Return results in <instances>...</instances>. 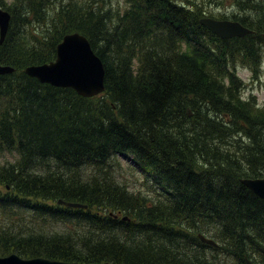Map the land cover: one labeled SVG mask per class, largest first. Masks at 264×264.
I'll return each mask as SVG.
<instances>
[{
	"label": "trees",
	"instance_id": "16d2710c",
	"mask_svg": "<svg viewBox=\"0 0 264 264\" xmlns=\"http://www.w3.org/2000/svg\"><path fill=\"white\" fill-rule=\"evenodd\" d=\"M13 1L0 0L11 16L0 62L16 69L0 76V152L15 155L0 166V208L11 215L0 257L264 264V200L241 183L264 178V111L243 99L232 70L263 60L264 0H233L252 33L231 40L200 22L220 14L191 0H126L125 11L113 0ZM35 25L43 39L30 46L25 29ZM73 32L104 64L98 97L24 73L52 62ZM123 157L148 194L118 181ZM20 211L31 216L15 222Z\"/></svg>",
	"mask_w": 264,
	"mask_h": 264
},
{
	"label": "water",
	"instance_id": "95a60500",
	"mask_svg": "<svg viewBox=\"0 0 264 264\" xmlns=\"http://www.w3.org/2000/svg\"><path fill=\"white\" fill-rule=\"evenodd\" d=\"M10 14L0 6V43L6 39L10 28ZM201 24L222 39L242 38L252 31L240 22L203 18ZM15 69L0 63V75L13 74ZM25 73L42 84L57 88H70L84 98L100 95L105 87V68L102 60L93 51L90 42L79 33L68 34L57 47L56 61L50 64L29 66ZM188 114L191 115L190 111ZM241 183L256 196L264 200V178H243ZM60 203H63L60 201ZM66 204V203H65ZM70 207L80 204L67 203ZM86 207V206H84ZM203 242L216 243L200 237ZM251 264V262H248ZM0 264H74L44 258L23 259L17 254L0 257Z\"/></svg>",
	"mask_w": 264,
	"mask_h": 264
},
{
	"label": "rangeland",
	"instance_id": "374dc122",
	"mask_svg": "<svg viewBox=\"0 0 264 264\" xmlns=\"http://www.w3.org/2000/svg\"><path fill=\"white\" fill-rule=\"evenodd\" d=\"M126 0H113L116 6H120L123 8V11L127 9L125 4ZM179 3H183L184 5L187 6V0H177ZM194 1L200 5L202 3L204 4V8L206 9L205 15H211L212 11H215L216 13H219L220 15L217 16L216 18H219L217 20H229V21H235V16L240 15L246 17L245 13H242L239 11L238 8L234 7L232 5L233 0H219V4L216 5L215 3L210 2V0H191ZM224 2V4H220L221 2ZM4 2L7 5L13 4V0H4ZM5 7V6H4ZM6 9V7H5ZM220 16H225V18H221ZM258 16H254V18H257ZM39 26L41 25H35L31 26L30 28H26V36H27V43L28 45L31 46V44L35 43L37 40H41V34L43 32V29H41ZM21 30L23 31V28L21 27ZM32 36V37H31ZM58 40L59 38L56 36L55 38ZM263 50V49H262ZM57 57V54H56ZM56 60L54 58L53 62ZM257 70V74L254 73ZM237 74V77L239 80L242 82V97L245 100H251L255 99L257 102V105L260 109L264 111V53H263V60L258 66H253L251 64H243L242 62H238L235 64V66L232 68ZM98 103H96L97 105ZM192 115V114H191ZM244 141V138L242 139ZM132 157H129V159H125V157L120 158V165H117V172H116V177L121 184L125 182L128 184V186L133 190V191H142L143 194L149 193V185L147 184V187L144 186L145 183V174L137 169H133L136 167H132L131 165H134L132 163ZM14 160V154H11L9 152H0V166L5 165L7 162ZM87 170L92 171V169L87 168ZM89 174V172L87 173ZM125 184V185H126ZM156 186V185H154ZM129 188V189H130ZM160 191V190H159ZM15 211V210H14ZM24 214V215H22ZM31 216V212L29 211H20V214L15 215V222L19 220L20 216ZM9 218H11V215L7 210H3L0 208V226L4 224L9 223ZM12 222V219H11ZM226 264V263H225ZM232 264V263H228Z\"/></svg>",
	"mask_w": 264,
	"mask_h": 264
},
{
	"label": "bare ground",
	"instance_id": "6f19581e",
	"mask_svg": "<svg viewBox=\"0 0 264 264\" xmlns=\"http://www.w3.org/2000/svg\"><path fill=\"white\" fill-rule=\"evenodd\" d=\"M217 20V19H216ZM28 119V118H27ZM249 262V261H248ZM251 262V261H250Z\"/></svg>",
	"mask_w": 264,
	"mask_h": 264
}]
</instances>
